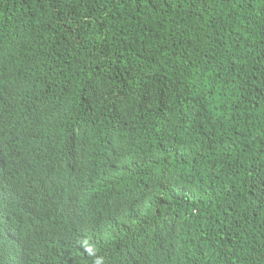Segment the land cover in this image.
I'll use <instances>...</instances> for the list:
<instances>
[{
	"label": "trees",
	"instance_id": "trees-1",
	"mask_svg": "<svg viewBox=\"0 0 264 264\" xmlns=\"http://www.w3.org/2000/svg\"><path fill=\"white\" fill-rule=\"evenodd\" d=\"M0 140V264H264V0H0Z\"/></svg>",
	"mask_w": 264,
	"mask_h": 264
},
{
	"label": "clouds",
	"instance_id": "clouds-1",
	"mask_svg": "<svg viewBox=\"0 0 264 264\" xmlns=\"http://www.w3.org/2000/svg\"><path fill=\"white\" fill-rule=\"evenodd\" d=\"M2 148V149H1ZM5 156L0 161V175L6 174L7 152L0 140V154ZM13 180L0 178V217L3 218L2 232L9 230V240L13 241L14 235L42 230L46 227V217L39 213L38 204ZM99 244L89 242L85 238L78 242L77 252L86 258L90 264H99ZM15 247L9 253V263L13 264Z\"/></svg>",
	"mask_w": 264,
	"mask_h": 264
}]
</instances>
